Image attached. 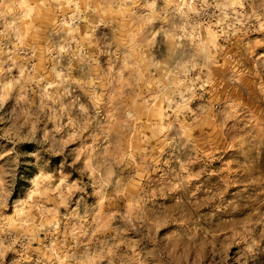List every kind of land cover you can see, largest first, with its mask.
Wrapping results in <instances>:
<instances>
[{
    "label": "rangeland",
    "instance_id": "1",
    "mask_svg": "<svg viewBox=\"0 0 264 264\" xmlns=\"http://www.w3.org/2000/svg\"><path fill=\"white\" fill-rule=\"evenodd\" d=\"M0 264H264V0H0Z\"/></svg>",
    "mask_w": 264,
    "mask_h": 264
}]
</instances>
